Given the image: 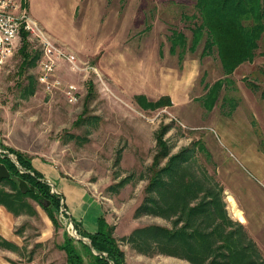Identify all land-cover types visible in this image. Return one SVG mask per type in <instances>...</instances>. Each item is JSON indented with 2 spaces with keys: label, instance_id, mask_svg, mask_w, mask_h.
<instances>
[{
  "label": "rangeland",
  "instance_id": "rangeland-1",
  "mask_svg": "<svg viewBox=\"0 0 264 264\" xmlns=\"http://www.w3.org/2000/svg\"><path fill=\"white\" fill-rule=\"evenodd\" d=\"M16 1L28 26L30 60L20 67L18 36L12 55L0 67L1 144L40 158L93 199L114 227L124 264H190L160 253H141L127 242L135 228L172 229L176 224V213H134L144 202L157 149L154 135L164 125L167 156L158 166L176 153L191 156L181 167L201 188L189 205L207 199L202 193L210 190L231 223L224 230L242 233L244 243H254L253 256L264 259V131L250 107V101L264 98V29L254 62L240 63L225 74L215 51L199 57L202 42L181 60L168 52L171 28L189 39L191 20L178 13H191L192 0ZM40 37L75 58L74 63L55 61L52 79L58 84L50 90L37 81ZM217 80L214 101L212 95L206 102L205 93ZM88 81L93 92L84 103ZM67 85L75 88L73 103L65 97ZM137 94L151 101L166 95L170 103L142 110L133 99ZM26 201L35 214L11 217L0 207V230L14 243L13 248H0V264H67L58 248L62 228L73 238L78 235L66 207H60L64 216L58 215L61 222L54 229L40 205L30 197Z\"/></svg>",
  "mask_w": 264,
  "mask_h": 264
},
{
  "label": "trees",
  "instance_id": "trees-1",
  "mask_svg": "<svg viewBox=\"0 0 264 264\" xmlns=\"http://www.w3.org/2000/svg\"><path fill=\"white\" fill-rule=\"evenodd\" d=\"M191 8L192 12L189 14L183 11L178 13L180 18L191 20L187 25L189 39L187 40L184 32L171 28L167 36L170 54H175L181 60L185 52H194L196 46L202 42L199 57L215 51L220 68L225 74L232 72L240 63L251 62L257 53V40L264 29V0H192ZM26 34L23 30L19 33L18 52L22 57L19 65L22 68L30 60ZM218 86L217 80L206 91V102L212 98L213 91ZM87 88L84 103L91 99L93 92L90 81L87 82ZM168 98L163 95L151 101L141 94L133 96L142 110L169 105ZM211 101H214V95ZM211 105L209 103V107ZM81 120L82 116L78 117L75 125ZM165 129L166 126L161 125L154 135L157 149L149 167L150 176L144 188V202L135 208L134 213L158 216L176 213L173 221L181 224L176 227L173 222L175 226L172 229L159 225L138 227L129 233L127 242H131L141 253H160L186 260L190 264H264V259L253 256L254 243L251 240L244 243L242 233L233 229L224 230V226H230L231 223L218 200L209 195L210 190L202 193L207 199H199L189 205L191 200H197L195 194L201 188L181 167V163L189 160L191 156L176 153L169 156L164 165L158 166L159 161L167 156L168 146L162 140ZM0 149V163L8 173L33 187V191L21 193L9 178L0 179V206L15 217L24 213L35 214L33 207L26 201L30 197L40 205L53 228L57 229L61 222L58 215L64 216L65 210H60L61 206L64 207L61 195L52 192L41 174L32 168L28 155L5 147L1 142ZM7 154L15 157L20 169H17ZM69 220L76 234L87 238L91 248L62 228L58 248L64 252L67 264H124V253L113 236L114 227L101 214L96 218V227L92 232L81 229L79 222L73 218ZM13 245L14 243L0 236V248L9 249Z\"/></svg>",
  "mask_w": 264,
  "mask_h": 264
},
{
  "label": "built area",
  "instance_id": "built-area-1",
  "mask_svg": "<svg viewBox=\"0 0 264 264\" xmlns=\"http://www.w3.org/2000/svg\"><path fill=\"white\" fill-rule=\"evenodd\" d=\"M24 11L20 10L16 0H0V67L9 58L16 44L20 30L26 32L28 28L24 24ZM41 39V57L39 60V73L37 81L44 85L47 90L58 84V81L52 79L54 72V64L56 60H64L67 63H74V55L54 46L44 37ZM74 86L67 85L64 94L68 102H75ZM52 192H54L51 189Z\"/></svg>",
  "mask_w": 264,
  "mask_h": 264
},
{
  "label": "crops",
  "instance_id": "crops-1",
  "mask_svg": "<svg viewBox=\"0 0 264 264\" xmlns=\"http://www.w3.org/2000/svg\"><path fill=\"white\" fill-rule=\"evenodd\" d=\"M256 57H258V54L254 56V58ZM254 58L252 62H254L255 60ZM250 102H251V106H250L251 110L256 113L257 119L259 117V119L261 120L260 123L261 129L262 131H264V98L258 101H250ZM30 163L32 168L41 174L42 179L45 180L46 183L49 182L50 184H52L54 188V190L53 189L52 190L55 193L61 195L64 202V206L66 207V211H68V216L70 218H73L75 221L79 222L80 226L82 227L86 226L91 229L89 231L85 229V231L88 232L94 231L96 227V218L101 214L97 209V205L95 201L93 199H90L84 191H79L74 185H70L69 182H65L58 175V172L54 167H52L50 164L46 162H42L40 158L30 156ZM263 198H262V202H263ZM8 214L12 217L10 213ZM90 217H92L91 221L86 220ZM0 236L4 238L3 232L1 230H0Z\"/></svg>",
  "mask_w": 264,
  "mask_h": 264
},
{
  "label": "water",
  "instance_id": "water-1",
  "mask_svg": "<svg viewBox=\"0 0 264 264\" xmlns=\"http://www.w3.org/2000/svg\"><path fill=\"white\" fill-rule=\"evenodd\" d=\"M8 157H9V159H10L11 161H13V160L10 158L9 155H8ZM13 162H14L15 165H17L15 161H13ZM2 178H4V179L9 178V179L15 184V186H16L17 189H18V191H20L21 193H25V192H27V191H33V187H32V186L28 185L24 180L20 179L19 177L11 176V175L8 173V171H7V169L5 168V166H4L2 163H0V179H2ZM45 205H46V203L44 204V206H45ZM73 231H74V230H73ZM74 232H75V231H74ZM74 235H75V234H74ZM75 238H78V239L82 240L83 242L86 241V242L88 243L87 239L84 240L83 237L75 236ZM88 245H89V244H88ZM89 246H90V245H89Z\"/></svg>",
  "mask_w": 264,
  "mask_h": 264
},
{
  "label": "bare ground",
  "instance_id": "bare-ground-1",
  "mask_svg": "<svg viewBox=\"0 0 264 264\" xmlns=\"http://www.w3.org/2000/svg\"><path fill=\"white\" fill-rule=\"evenodd\" d=\"M229 198H230V197H229ZM230 199H231V198H230ZM230 199H228V200H229V202L233 203V202H232V200H230Z\"/></svg>",
  "mask_w": 264,
  "mask_h": 264
}]
</instances>
